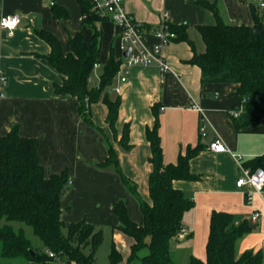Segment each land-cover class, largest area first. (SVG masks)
Returning <instances> with one entry per match:
<instances>
[{
  "label": "crops",
  "instance_id": "1",
  "mask_svg": "<svg viewBox=\"0 0 264 264\" xmlns=\"http://www.w3.org/2000/svg\"><path fill=\"white\" fill-rule=\"evenodd\" d=\"M201 2L216 6L227 25L252 26V7L264 18L260 0H125V8L149 29L144 39L149 48L158 42L152 30L166 21L171 26L187 25L195 51L202 54L206 46L198 27L215 26L217 19ZM55 5L66 9L69 17L56 18ZM15 13L21 16L22 22L13 35L0 26V68L8 77L5 97L0 101V136L18 126L23 137L39 140V157L48 177L68 171L69 180L62 192L64 222L86 220L101 229L102 245L109 242V254L114 244L124 261L127 260L133 240L115 232L120 221L113 206L124 201L131 219L142 226L145 221L140 202L114 167L100 165L108 159L110 143L117 152L123 174L133 181L139 197L151 203L149 179L153 165L149 159L152 146L147 139V129L155 125L153 109L157 107L165 164H177L182 156L198 151L190 161L191 172L198 179L174 182L176 188L194 201V207L185 213L184 230L173 242V263L191 264L192 258L206 261L211 217L214 212L222 211L234 214L237 223L245 219L251 222V231L237 243L238 255L254 250L262 251L264 256V192L241 189L236 184L242 173L238 156L242 157V166L250 170L249 164L264 157V119L257 126L236 129L232 114L241 111L243 102L237 93L238 84H203L202 70L189 63L194 57L191 45L174 41L163 49V57L173 72L162 73L158 64L132 66L127 70L124 83L120 81L121 74H117L113 86L106 92L112 99L120 97L119 118L112 129L107 122L106 105L102 100L92 104L91 119L100 128L97 130L82 118L75 98L56 93L55 85L62 83L61 75L45 58L37 56L52 52L50 45L37 34L40 30L56 36L66 55L72 51L71 37L79 33L85 37V43H91L93 30L83 22L79 0H0V19ZM99 27L102 42L99 66L91 75L94 87L101 84V74L112 52L116 61L121 54L118 50L120 29L116 23L105 19ZM116 87L121 89L119 94L114 91ZM193 105L199 106L201 111ZM203 120L207 125V138L200 132ZM126 126L130 130V149L121 144ZM215 138L224 142L227 151L217 153L210 149L209 142ZM256 212L261 217L253 222L250 217ZM87 249L85 252L89 253ZM144 252L147 255L149 250L144 249Z\"/></svg>",
  "mask_w": 264,
  "mask_h": 264
},
{
  "label": "trees",
  "instance_id": "2",
  "mask_svg": "<svg viewBox=\"0 0 264 264\" xmlns=\"http://www.w3.org/2000/svg\"><path fill=\"white\" fill-rule=\"evenodd\" d=\"M83 11L84 24L93 30L91 43H85L83 34L71 37V53L64 54L60 41L52 33L40 30L37 34L51 47L50 54L38 55L47 60L49 66L62 77V83L55 85L60 96H70L79 103V113L92 127L91 106L102 102L108 109L107 122L115 128L122 104L120 97L112 99L106 92L111 88L120 71L122 61H116L114 53L104 66L99 87L91 85V75L99 64L102 30L99 24L105 20L93 10L85 0H79ZM213 11L217 23L198 27L206 51L198 54L193 41L188 37L187 25L171 26L177 34L174 41L188 42L194 54L190 64L202 70V83H235L237 93L242 98L239 117L234 119L237 130L257 126L264 119V18L252 7L254 24L227 25L217 7L201 2ZM56 18H68L69 12L60 6H53ZM153 129H147V139L151 147L150 163L153 171L149 179L151 203L139 197L133 181L127 178L119 165L115 148L109 143V156L101 167H114L125 185L138 197L144 223H135L124 201L113 206L120 223L115 232L133 240L130 254L124 257L113 244L109 254V264H174L173 242L183 232V217L193 209L194 201L174 186L177 180L198 179L191 172L190 161L198 151L182 156L177 164H165L159 134L160 120L157 107ZM129 127L123 131L121 144L130 149ZM40 142L36 138L23 137L15 126L9 133L0 136V256L5 260L57 264L66 258L69 264H95L96 255L104 235L101 229L88 223L64 222L62 220V192L68 183V171L59 175H46V169L39 157ZM251 171L264 168V157L247 166ZM23 226L32 228L42 242V249L36 248L24 232ZM251 222L239 221L234 214L214 212L211 217L210 237L207 243V259L192 258L191 264H262V251L248 250L240 256L238 241L251 231ZM89 249V253L85 250ZM148 249L149 253L140 256ZM31 250L35 251V256ZM47 252L54 254L51 257ZM3 264V263H0Z\"/></svg>",
  "mask_w": 264,
  "mask_h": 264
},
{
  "label": "built area",
  "instance_id": "3",
  "mask_svg": "<svg viewBox=\"0 0 264 264\" xmlns=\"http://www.w3.org/2000/svg\"><path fill=\"white\" fill-rule=\"evenodd\" d=\"M89 2L101 17L111 20L116 23L119 27V45L118 50L120 54V60L122 61L120 67L122 83L127 81L126 73L128 68L132 66H150L158 64L162 73L173 72L171 66L164 59L163 49L174 42L177 34L172 30L171 25L168 22L162 23L156 30H152L153 38H156L158 42L152 47H148L144 43V39L148 37L149 29L144 24L139 23L125 8V0H85ZM260 7L264 8V1L260 0ZM167 15V14H166ZM22 22L21 16L17 13L4 15L0 19V26L8 34L13 33L18 29ZM150 32V31H149ZM130 55L125 57L124 54L129 50ZM99 65L96 64L95 68ZM8 86V77L5 72L0 68V101L5 97V91ZM116 93H120L119 87L114 88ZM193 108L200 110L201 108L197 105H193ZM235 118L239 117L240 112H233ZM201 136L207 138V125L203 120L200 128ZM210 149L214 152L221 153L227 151V146L224 142L215 138L209 142ZM239 165L241 167V175L237 180V187L250 188L259 193L264 192V168H258L255 171L246 169L242 166V157L238 156ZM248 200H251V193L248 194ZM260 213H254L250 217L251 221L256 222L260 219ZM264 245V240L262 242ZM51 257L54 256L52 252H47Z\"/></svg>",
  "mask_w": 264,
  "mask_h": 264
},
{
  "label": "rangeland",
  "instance_id": "4",
  "mask_svg": "<svg viewBox=\"0 0 264 264\" xmlns=\"http://www.w3.org/2000/svg\"><path fill=\"white\" fill-rule=\"evenodd\" d=\"M3 224H4V222H0V226H2ZM23 227H24V232L26 233L27 237L31 240L32 244L36 248L42 249V242L34 234L32 228L29 227V226H23ZM108 246H109V242L108 241L106 242V244H103L101 246L100 251H98V254H97V264H109V252H108L109 247ZM87 252H88V249H87ZM147 252L148 251H146V253ZM144 254H145V252H144V250H142L140 252V256H145ZM0 263H3V264H28L27 262H23V261H19V260H17V261L5 260L1 256H0ZM57 263L58 264H69L67 262L66 258L58 259Z\"/></svg>",
  "mask_w": 264,
  "mask_h": 264
},
{
  "label": "water",
  "instance_id": "5",
  "mask_svg": "<svg viewBox=\"0 0 264 264\" xmlns=\"http://www.w3.org/2000/svg\"><path fill=\"white\" fill-rule=\"evenodd\" d=\"M130 51H131V49H129V50L124 54V56H125V57H128V55H130V54H129ZM31 253H32L33 256H35V254H36V252L33 251V250H31Z\"/></svg>",
  "mask_w": 264,
  "mask_h": 264
}]
</instances>
